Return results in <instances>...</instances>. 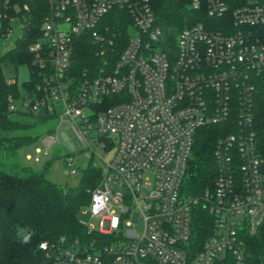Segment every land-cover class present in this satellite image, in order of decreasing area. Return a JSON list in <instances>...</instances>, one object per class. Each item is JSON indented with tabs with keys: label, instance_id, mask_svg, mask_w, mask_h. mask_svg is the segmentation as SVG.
I'll list each match as a JSON object with an SVG mask.
<instances>
[{
	"label": "built area",
	"instance_id": "1",
	"mask_svg": "<svg viewBox=\"0 0 264 264\" xmlns=\"http://www.w3.org/2000/svg\"><path fill=\"white\" fill-rule=\"evenodd\" d=\"M174 1L194 16L173 41L152 0H48L22 65L29 80L6 79L17 87L7 95L9 112L59 117L81 152H112L80 210L99 226H86V239L43 242L48 264H264V0ZM20 10L0 3L1 42L16 22L23 37ZM83 37L100 63L78 76ZM214 124L222 126L214 186L191 197L184 182L195 135ZM58 138L44 136L46 149ZM74 155L64 159L71 175ZM255 237L263 242L257 252Z\"/></svg>",
	"mask_w": 264,
	"mask_h": 264
},
{
	"label": "trees",
	"instance_id": "2",
	"mask_svg": "<svg viewBox=\"0 0 264 264\" xmlns=\"http://www.w3.org/2000/svg\"><path fill=\"white\" fill-rule=\"evenodd\" d=\"M0 3H6L10 10L14 6L19 7V15L24 23L23 37L16 41L11 50L0 55V263L48 264L45 253L40 249L41 243L90 237L86 226L79 220V213L90 202L91 191L100 182L101 170L88 165L81 171L79 184L66 189L48 178L50 163L35 170L19 161L20 150L43 138L42 134L33 132L36 124L52 117L36 118L26 113L8 111L7 95L17 87L7 84L2 65L7 63L16 69L30 63L28 47L38 36L39 24L48 14L49 7L48 0H0ZM152 6L157 23L164 32L171 34L173 41L175 33L191 25L188 18L194 13L184 1L152 0ZM117 18L114 17V20ZM117 28H122L123 38H126L120 23ZM121 48H118L117 54ZM96 50L94 43L86 37L77 43L76 75L82 74L83 67L100 63ZM221 130V125L214 124L199 129L195 135L184 182V192L191 197H199L214 186L216 165L213 151L218 138L222 136ZM53 131L49 129L47 133L53 134ZM196 210L198 216L195 225L203 240L206 210L202 205ZM17 225L34 229L31 243L22 245L15 241ZM254 242L257 252L263 242L258 237L254 238Z\"/></svg>",
	"mask_w": 264,
	"mask_h": 264
},
{
	"label": "rangeland",
	"instance_id": "3",
	"mask_svg": "<svg viewBox=\"0 0 264 264\" xmlns=\"http://www.w3.org/2000/svg\"><path fill=\"white\" fill-rule=\"evenodd\" d=\"M120 20H124L122 16H119ZM118 17V18H119ZM14 35L11 40L1 42L0 41V54H5L15 46V42L22 35V30L20 28L19 22H16L13 26ZM2 69L6 79H16L19 86H22V83L26 80H29L30 76L28 69L25 66L18 67L14 69L9 64L5 63L2 65ZM53 129V134L58 136L57 143L50 149L47 150L44 144V140L40 139L31 145L23 148L19 152V161L22 164L28 165L35 170L42 169L46 163H50L48 169V178L55 184L69 189L74 188L79 184L81 177V171L85 169L88 165H92L98 168H104L105 162L111 159L112 152L107 151L103 153V159L97 156V153H102L100 148H95L96 154H93L91 151H82L81 143L74 131L72 130L68 122H62L59 117H53L46 122H38L33 129L34 133L42 134L44 136L48 135V130ZM67 140L72 142L73 148L79 153L70 154L72 150L67 144ZM41 149L43 151L40 161L35 160L36 150ZM68 155H74L75 165L77 168V174L71 175L69 169L64 163V159ZM27 156H31L32 159H27ZM79 220L85 226H99V220L92 217V215L85 214L84 211H80Z\"/></svg>",
	"mask_w": 264,
	"mask_h": 264
},
{
	"label": "clouds",
	"instance_id": "4",
	"mask_svg": "<svg viewBox=\"0 0 264 264\" xmlns=\"http://www.w3.org/2000/svg\"><path fill=\"white\" fill-rule=\"evenodd\" d=\"M35 231L31 226L17 225L15 227L14 238L15 241L22 245H27L31 243ZM41 248H45L46 244L42 243Z\"/></svg>",
	"mask_w": 264,
	"mask_h": 264
}]
</instances>
